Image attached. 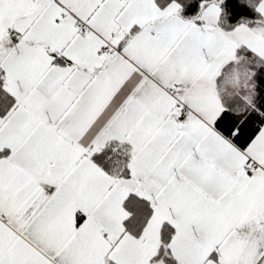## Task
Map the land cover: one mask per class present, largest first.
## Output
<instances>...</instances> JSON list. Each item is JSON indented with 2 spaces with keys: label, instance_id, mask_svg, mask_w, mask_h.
I'll use <instances>...</instances> for the list:
<instances>
[{
  "label": "snow or ice",
  "instance_id": "1",
  "mask_svg": "<svg viewBox=\"0 0 264 264\" xmlns=\"http://www.w3.org/2000/svg\"><path fill=\"white\" fill-rule=\"evenodd\" d=\"M192 3L0 0V264H264V0Z\"/></svg>",
  "mask_w": 264,
  "mask_h": 264
},
{
  "label": "trees",
  "instance_id": "2",
  "mask_svg": "<svg viewBox=\"0 0 264 264\" xmlns=\"http://www.w3.org/2000/svg\"><path fill=\"white\" fill-rule=\"evenodd\" d=\"M225 3L228 4V3H229V0H225ZM197 4H198V0H193V3H192V5H191V7L188 9V13L193 12V11L195 10ZM230 6H231V5L229 4V7H230Z\"/></svg>",
  "mask_w": 264,
  "mask_h": 264
}]
</instances>
